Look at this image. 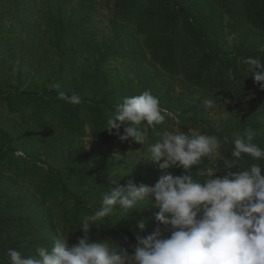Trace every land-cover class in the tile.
<instances>
[{"label":"trees","instance_id":"16d2710c","mask_svg":"<svg viewBox=\"0 0 264 264\" xmlns=\"http://www.w3.org/2000/svg\"><path fill=\"white\" fill-rule=\"evenodd\" d=\"M76 1L89 0H58L54 4H48L44 12L48 20L55 25V33L49 42L59 49H65L66 57L61 54L60 59L63 60L57 63L59 68L40 84L29 80L30 74L25 75L26 77L18 74L17 84L14 85L15 92L3 98L11 113L15 115L31 120L32 117L27 115V112L30 110L36 114V122H30L35 128L30 126L32 128L22 131L18 126L11 134L8 130L0 128V137L10 140L6 150L8 153L4 151L8 165L12 164L22 170L29 163L23 156L14 155L15 147H22L31 159L40 157V148H35L34 143H40L42 149H53L58 143V133H52L55 127L82 137L89 125L90 130L98 134L100 144L107 146L115 142L123 133L124 126H121L119 134L115 129L111 133L104 129L108 113L114 111L126 96H136L145 90H150L153 94L156 83L161 79L162 70L169 74L182 73L187 82L202 88H219L235 100L243 112L234 129L242 134L246 127H251L257 133L253 142L264 149V89L255 82L253 74L249 73L247 66L242 63L247 57L259 58L264 62V0H115L113 8L110 3L107 7L119 18L121 25L113 23V35L106 38L102 45L93 44L91 55L79 61L80 70L66 82L64 76L72 70L77 71V58L87 51L86 46L92 43L79 42L77 47L73 44L66 46L69 40L80 37L78 31L87 20L85 14L79 16L83 7L75 6ZM27 2L33 7L38 6V0ZM6 33L7 30H0V45L16 38V35ZM230 35L232 38L229 39ZM140 36L144 37L143 45ZM143 48L147 49V53L143 52ZM148 56L155 73L138 66L132 75L122 74L120 68L111 62L112 59L121 58L133 64L146 60ZM23 85L25 87H21ZM61 92L68 96L76 93L82 102L73 105L59 99ZM159 92L154 95L158 97L160 107H167L166 94ZM226 131L229 135L233 129L229 127ZM28 134L32 137L27 138ZM218 135L222 142L225 138L227 140L223 133ZM231 137L230 149L234 141ZM101 156H105L103 150L96 152L93 149L84 155V162ZM230 156L231 150L226 158ZM222 163V166H225V162ZM241 163L247 167L258 161L245 157ZM205 167L216 169V161L209 157L204 158L199 168ZM66 169L68 168L65 166V169L50 167L45 170L46 189L40 192V197H47L52 193V199L61 205L62 210L66 205L70 206L72 219L66 222L72 232L78 235L80 233L81 238L84 232L80 228L78 216L80 213H90L93 209L80 194L69 187L68 177L73 175L72 173L78 175V172L68 169L67 173ZM135 169L124 173L120 182L145 184L147 170H141V174H138ZM231 169L221 170L220 176L230 171L242 170L240 166ZM170 171L171 174L178 175L175 167ZM166 174L168 173L160 172L158 176L155 174V182ZM193 174L194 178L198 179V171ZM88 176L93 182L91 181L87 193H94L102 202L103 188L107 186L98 184L94 174L89 172ZM108 190L109 188L104 191ZM5 195L0 188V264H10L6 256L9 248L19 250L25 256L35 255L36 248L40 246L50 249L54 240L61 236L59 225L51 211L55 209V205L47 204L43 207V203L35 196L31 195L32 197L27 199L28 196L25 198L18 193L15 200L19 205L15 206L14 198L7 199ZM140 206L129 212L130 215L122 221L117 220L120 209L107 217L102 225L106 238L128 247L136 243L137 234L145 237L152 234L147 230L153 220L151 210L144 202H141ZM142 217L146 219L144 229L138 226ZM130 222H133L134 226H130ZM96 228L97 226L93 225L91 231L94 232Z\"/></svg>","mask_w":264,"mask_h":264},{"label":"clouds","instance_id":"9594fccd","mask_svg":"<svg viewBox=\"0 0 264 264\" xmlns=\"http://www.w3.org/2000/svg\"><path fill=\"white\" fill-rule=\"evenodd\" d=\"M242 63L264 89V62L247 57ZM58 98L73 105L82 102L76 93L68 96L61 92ZM204 106L210 109L214 101L206 99ZM166 115L158 97L145 90L126 96L110 111L104 129L119 134L123 125L121 140L147 144L143 157L160 169L182 168V174L162 175L154 185L121 184L110 174L112 187L103 194L101 206L82 218L80 228L85 235L78 243L70 244L69 236H58L50 249L37 247L36 254L30 256L9 248L6 256L10 264H264V149L253 142L256 131L246 127L232 142L230 158L221 157L228 167L240 166L242 170L222 176L209 171L200 180L194 178L193 167H200L206 157L219 156L226 138L222 142L217 135L192 129L187 134L157 131ZM142 124L158 137L155 142L149 143ZM245 157L258 163L245 167L241 163ZM141 202L156 209L153 216L158 226L153 234H137L136 243L128 247L113 243L111 238L90 241L93 225L102 227L117 209L125 215L141 207ZM138 226L145 228L142 221Z\"/></svg>","mask_w":264,"mask_h":264},{"label":"rangeland","instance_id":"374dc122","mask_svg":"<svg viewBox=\"0 0 264 264\" xmlns=\"http://www.w3.org/2000/svg\"><path fill=\"white\" fill-rule=\"evenodd\" d=\"M56 1L58 0H38V6L34 5L33 7L27 0H0V30H7L6 34H11V36L16 35V38L12 42L0 45V128L8 130L10 134L14 132L18 126L22 131L32 127L35 128L30 122H36V114L34 111L31 112L29 110L27 112V115L29 114L32 117L31 120L23 118L20 115H15L11 113V109L3 99L4 97L6 98L7 94L15 92L14 85L17 84L16 76L20 74L24 77L30 74L31 78L29 80L40 84L49 74L59 68L57 63L63 60L62 58L60 59L61 54H64V57H66L64 47L59 49L54 43L51 44L49 42L50 37L55 33L53 32L55 30V25L44 15L46 6L48 4H54ZM114 1L115 0H89L75 2V6L81 5V7H83L79 16L85 14V19L87 20L78 31V36L80 37H78V39L69 40L66 46L73 44L77 47L79 42L92 43L86 46L85 49L88 50L77 58L78 61L75 65L78 67L77 71L75 72L72 70L69 74L67 72L64 76L66 77L64 79L66 82H69L70 78L75 76L80 70L78 65L79 61L91 55L92 52L90 50L93 44L100 45L101 43L102 45V42L106 38L113 35V23L115 22L121 25L119 18L108 8V3H110L113 8ZM230 38H232V35L229 36V39ZM139 39L143 45L144 37L140 36ZM2 42L4 43V41ZM142 50L147 53V49L143 48ZM149 59L150 57L148 56L146 60L144 59L133 64L121 58L112 59L111 62L120 68L122 74L132 75L133 70L138 66L151 73H155L154 66ZM160 77V81L155 85L153 95L157 94L159 91L162 95L166 94V103L168 106L161 108L166 109L168 115H166L163 124L157 125V131L176 130L183 131L187 134L189 130L192 129L201 134H214L218 137V134L223 133L224 136L227 137V142L223 144L219 156H209V158L216 161L217 168L197 167L193 168V170L196 172L198 171L197 176L200 180L204 179L209 171H214V175L220 176L222 173L221 170H232L226 163V167L222 166V162H225L223 158H226L231 150L230 142L232 140L230 136H232L231 138L234 140L237 134H239L234 128L243 111L239 108L235 100L225 95L219 88H202L187 82L182 73L169 74L162 70ZM21 87H25V85ZM20 90H22V88H20ZM206 99L213 100L214 107L206 109L204 106V101ZM141 127L146 130L149 143H153L158 139V137L154 135L152 129L146 124H142ZM229 127L233 129V132H229L230 134L228 135L226 129L228 130ZM90 129L91 126L88 125L86 134L81 137L66 133L62 128L55 127L52 133L54 132V135L58 133V143L53 149L49 147H43L42 149L40 143H34L35 148H40V157L37 159L28 158L27 152L22 147H15L13 149L14 155L19 154L29 161L22 170H18L12 164H7L8 162L4 153L7 152L6 150L9 148L8 142L10 140L0 137V188H2L3 192L6 194L5 197L7 199L11 197L14 198L13 202L15 206L19 205L17 200H15L16 194L18 193H21L25 198L28 196L27 199H29V196L32 197L31 195L35 196L38 201L43 203V207H46L47 204L55 205V209H51L52 215L59 225L60 235L69 236L70 244L78 243L81 236L80 233L78 235L76 232H72L69 227L70 225L66 222L72 219V209H70V206L66 205L65 209L62 210L61 205L52 199V193L47 196L48 199L47 197H40V192L46 189L47 177L44 175L45 170L50 167L65 169L66 166V168L71 169L73 172H78V175L72 173L73 175L68 177L69 187L80 194L84 201H86V204L93 209L90 213L85 212L79 214L78 221L81 222L85 215H92L102 203L96 198L94 193H87L90 189L91 181L93 182L92 178L88 176L89 172L94 174V177L97 176L96 182L98 184H105L107 186V188H103V193H105L104 190L112 187L109 183V176L112 173L115 174L113 178L119 179L120 182L124 173L129 170L133 171V169L136 168L134 171L138 174H141V170H147L145 184L154 185L156 183L155 174L157 176L160 172L171 174L170 170L175 167L172 166L167 169H160L157 163L143 157L147 154V144L142 145L131 139L127 141L121 140L120 135L123 133L117 137L115 142L105 146L104 144H100L98 134L93 133ZM32 131L36 132L35 129H32ZM31 137L32 135H27V138ZM93 149H95L96 152H101L103 150L106 158L105 156H101L98 159L94 158L93 161L84 162V155ZM175 168L178 170V175L182 174L184 171L182 168ZM68 169L65 170L67 173H69ZM80 170H82V173H80ZM194 175L195 174H193V176ZM135 183L137 185L139 184L137 182ZM97 204L99 205L96 208L95 205ZM147 208L151 210L152 215L156 211V209L152 208L150 205H148ZM129 215L130 213L124 215L123 210H120L118 211L117 220L122 221ZM152 218V223L150 227H147V230L153 234L158 224L154 216ZM141 221L144 222V224L146 223L144 217H142ZM130 226H134V223L130 222ZM102 230L103 227H97L94 232L90 231L88 234L90 241L99 242L108 239ZM129 251H131L130 248Z\"/></svg>","mask_w":264,"mask_h":264}]
</instances>
